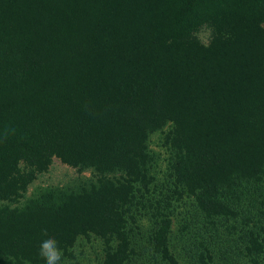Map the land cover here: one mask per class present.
<instances>
[{"label": "trees", "instance_id": "1", "mask_svg": "<svg viewBox=\"0 0 264 264\" xmlns=\"http://www.w3.org/2000/svg\"><path fill=\"white\" fill-rule=\"evenodd\" d=\"M262 22L264 0H0V200L53 156L94 178L43 205L0 204V264H45L47 237L62 264L88 232L118 239L101 264H125L147 138L168 123L175 186L207 216L234 215L249 185L264 183ZM169 226L158 220L152 248L179 264Z\"/></svg>", "mask_w": 264, "mask_h": 264}, {"label": "rangeland", "instance_id": "2", "mask_svg": "<svg viewBox=\"0 0 264 264\" xmlns=\"http://www.w3.org/2000/svg\"><path fill=\"white\" fill-rule=\"evenodd\" d=\"M264 28V22L261 23ZM203 45L213 38V30L202 26L195 32ZM171 124L151 132L147 138V187L142 184L129 207L125 223L131 252L125 264H165L153 251L151 238L158 220L168 218V245L179 264H264V183L249 185L248 194L237 199L234 215L207 216L197 207L194 197L175 186L170 171L167 135ZM26 171L25 161L19 162ZM94 181L90 169H81L53 156L48 167L37 172L19 196L0 200L8 208L34 202L39 205L56 199L58 194L78 192ZM260 249L255 250L252 240ZM118 239L94 232L77 236L63 257L62 264H101L105 253L115 248Z\"/></svg>", "mask_w": 264, "mask_h": 264}, {"label": "clouds", "instance_id": "3", "mask_svg": "<svg viewBox=\"0 0 264 264\" xmlns=\"http://www.w3.org/2000/svg\"><path fill=\"white\" fill-rule=\"evenodd\" d=\"M39 255L45 260V264H61L63 253L55 238L47 237L40 244Z\"/></svg>", "mask_w": 264, "mask_h": 264}]
</instances>
